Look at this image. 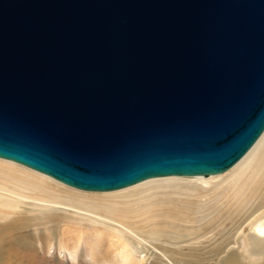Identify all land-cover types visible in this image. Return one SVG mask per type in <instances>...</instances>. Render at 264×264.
<instances>
[{
    "label": "water",
    "instance_id": "95a60500",
    "mask_svg": "<svg viewBox=\"0 0 264 264\" xmlns=\"http://www.w3.org/2000/svg\"><path fill=\"white\" fill-rule=\"evenodd\" d=\"M264 127V0H0V158L83 190L222 172Z\"/></svg>",
    "mask_w": 264,
    "mask_h": 264
},
{
    "label": "rangeland",
    "instance_id": "374dc122",
    "mask_svg": "<svg viewBox=\"0 0 264 264\" xmlns=\"http://www.w3.org/2000/svg\"><path fill=\"white\" fill-rule=\"evenodd\" d=\"M0 167H5L4 169L15 174H25L27 169L32 170L2 158ZM225 175L224 172L221 173L218 179L215 178L214 184L220 185ZM213 176L189 179L208 180ZM56 182L82 193L107 192L84 191ZM214 184L198 187L205 189L206 192L192 198L188 208L178 200L188 199V195L173 194L171 198L177 209L167 210L165 206L160 205L150 212L156 214L150 219L151 225L174 232L179 235L176 239H168L163 235L162 239L154 240L149 238L147 233H141L142 230L139 231L142 235L139 238L128 233L123 237L124 232L117 228H110L108 232H97L86 225L81 226L82 229L76 228L72 225L74 220L80 217L72 212L76 209L60 204L56 205L54 211L44 212L45 219L41 218L42 213L36 211L18 213L14 216L24 215L26 218L14 221L7 227L8 220L2 217L3 213L0 211V227L5 226L0 231V264H112L114 247L121 243H126L136 250L137 264H223L224 258L231 253H236V258L242 264H262L261 257L245 258L239 253L248 236L256 234L254 227L247 225L250 220L247 217L254 210L259 208L255 214L261 210L264 191H260L261 195L252 196L251 202L241 198L236 201L231 200L229 187L216 188ZM48 185L57 194L67 193L62 192L54 184ZM167 190L161 189V192ZM31 201L24 200L25 203ZM202 201L204 203H201ZM25 203L19 204L18 210L30 208ZM62 208L67 209V212ZM101 213L104 214V211ZM140 228L139 226L135 230L138 231ZM241 230L244 231L241 233Z\"/></svg>",
    "mask_w": 264,
    "mask_h": 264
},
{
    "label": "bare ground",
    "instance_id": "6f19581e",
    "mask_svg": "<svg viewBox=\"0 0 264 264\" xmlns=\"http://www.w3.org/2000/svg\"><path fill=\"white\" fill-rule=\"evenodd\" d=\"M12 165L14 164L12 163ZM4 168L0 167V211L3 213L2 217L8 220L6 227L14 221H21L26 218L24 215L22 217L14 216L18 213L36 211L42 213L43 217L41 218L45 219V214L43 213L54 211L56 205L60 204L76 209L72 210L74 214L80 216L72 223L76 228L86 225L89 229H94L97 232H108L110 228H117L119 231L124 232L122 234L123 237L126 233L139 237L142 236L140 235L141 232L147 233L148 235H146L154 240L162 239L163 235L168 239H176L179 235L165 228L152 226L150 223V219L156 215L154 212L150 213L155 207L163 205L167 210L174 211L177 209L171 198L173 194L188 195V199H178L185 208H188L192 203V198H197L198 195L206 192L205 189L202 190L198 187L202 188L206 184H214L215 178L218 179L223 172L226 175L223 176L224 178L222 177L223 179L220 181L222 183L214 185L216 188L229 187L231 189V200L237 201L241 198L246 202H251L252 196L262 194L260 191H264V127L253 143L232 165L222 172L203 176L215 175L208 180L189 179L203 178L200 177L202 175L156 176L111 190H84L107 191L100 194H90L61 186L56 182L57 180L54 181V178L48 175V177L44 176L46 174L38 171L37 173L33 169V171L27 169L25 174H15L11 170ZM48 184H54L62 192L67 193H63V195L57 194ZM161 189H166L167 191L161 192ZM24 200H32L31 202H26L30 208L18 210L19 204L25 203ZM232 202L235 203V201ZM262 202L261 210L257 211V214L255 212L259 208L254 210L247 217L250 218L247 225L253 226L256 234L248 236L242 245L239 255L245 258L261 257L263 259L262 264H264V219H262L264 217V198ZM201 203H204V201ZM62 209L67 212V209ZM199 209L201 210L202 208L200 207ZM101 211H104V214ZM163 211H166V209H163ZM139 226L141 228L136 231L135 228H139ZM4 227L1 226L0 231ZM243 231L241 230V233ZM148 245L155 246L156 244L148 243ZM135 252L136 250L126 243L118 244V247H114L112 264H137ZM235 254L231 253L226 256L223 264H242Z\"/></svg>",
    "mask_w": 264,
    "mask_h": 264
}]
</instances>
